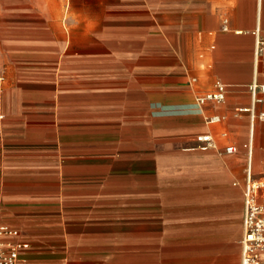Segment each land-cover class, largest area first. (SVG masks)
<instances>
[{
	"label": "crops",
	"instance_id": "obj_1",
	"mask_svg": "<svg viewBox=\"0 0 264 264\" xmlns=\"http://www.w3.org/2000/svg\"><path fill=\"white\" fill-rule=\"evenodd\" d=\"M253 84L264 0H0L7 239L32 264H241Z\"/></svg>",
	"mask_w": 264,
	"mask_h": 264
},
{
	"label": "built area",
	"instance_id": "obj_2",
	"mask_svg": "<svg viewBox=\"0 0 264 264\" xmlns=\"http://www.w3.org/2000/svg\"><path fill=\"white\" fill-rule=\"evenodd\" d=\"M253 106L250 108L252 118L255 117L254 105L263 101L264 85L253 84L251 87ZM261 94V95H259ZM226 97V86L216 82V91L210 92L199 98L201 103L213 100L221 102ZM242 110H248L244 108ZM264 120V112L259 115ZM220 120L215 116L209 122ZM208 137L207 139H205ZM201 137L200 140L211 142L210 136ZM211 144V143H209ZM208 145V143H207ZM236 151L234 145L226 146V152ZM247 179L244 191V234L242 239V263L241 264H264V179H253L251 165L248 164L246 171ZM19 231L5 224L0 217V264H32L22 256V251L29 244L22 241L7 239L16 237ZM119 264V263H117Z\"/></svg>",
	"mask_w": 264,
	"mask_h": 264
},
{
	"label": "bare ground",
	"instance_id": "obj_3",
	"mask_svg": "<svg viewBox=\"0 0 264 264\" xmlns=\"http://www.w3.org/2000/svg\"><path fill=\"white\" fill-rule=\"evenodd\" d=\"M251 133V132H250ZM208 137H206L205 139H207Z\"/></svg>",
	"mask_w": 264,
	"mask_h": 264
}]
</instances>
